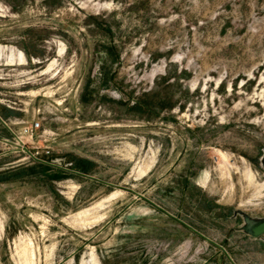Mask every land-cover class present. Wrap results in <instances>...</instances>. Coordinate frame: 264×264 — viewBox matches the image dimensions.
<instances>
[{
  "label": "rangeland",
  "instance_id": "obj_1",
  "mask_svg": "<svg viewBox=\"0 0 264 264\" xmlns=\"http://www.w3.org/2000/svg\"><path fill=\"white\" fill-rule=\"evenodd\" d=\"M263 155L264 0H0V264H264Z\"/></svg>",
  "mask_w": 264,
  "mask_h": 264
},
{
  "label": "water",
  "instance_id": "obj_2",
  "mask_svg": "<svg viewBox=\"0 0 264 264\" xmlns=\"http://www.w3.org/2000/svg\"><path fill=\"white\" fill-rule=\"evenodd\" d=\"M261 162L264 165V155L261 158ZM235 217L241 215L243 223L237 230L244 232L255 239H264V217H253L242 210L234 211ZM223 248V247H221ZM219 250V248H217Z\"/></svg>",
  "mask_w": 264,
  "mask_h": 264
},
{
  "label": "built area",
  "instance_id": "obj_3",
  "mask_svg": "<svg viewBox=\"0 0 264 264\" xmlns=\"http://www.w3.org/2000/svg\"><path fill=\"white\" fill-rule=\"evenodd\" d=\"M40 127V122H33L30 125H27L26 128L24 129V131L22 132L24 135H29L30 137H34L35 133L37 132V130ZM22 136H18L17 137V143H19L18 145L23 147V145L25 144L24 141L21 138ZM51 151L47 150V154H50Z\"/></svg>",
  "mask_w": 264,
  "mask_h": 264
},
{
  "label": "crops",
  "instance_id": "obj_4",
  "mask_svg": "<svg viewBox=\"0 0 264 264\" xmlns=\"http://www.w3.org/2000/svg\"><path fill=\"white\" fill-rule=\"evenodd\" d=\"M256 240H259V239H256ZM261 240H264V239H261ZM215 252H216V253H217V252H225V253L228 255V252L225 250V248H221V247H220L219 250L216 249Z\"/></svg>",
  "mask_w": 264,
  "mask_h": 264
},
{
  "label": "bare ground",
  "instance_id": "obj_5",
  "mask_svg": "<svg viewBox=\"0 0 264 264\" xmlns=\"http://www.w3.org/2000/svg\"><path fill=\"white\" fill-rule=\"evenodd\" d=\"M17 145H18V144H17ZM107 199H108V198H107ZM99 205H101V206H102V204H99ZM97 206H98V205H97ZM81 213H82V212H81ZM81 213H80V214H81Z\"/></svg>",
  "mask_w": 264,
  "mask_h": 264
}]
</instances>
